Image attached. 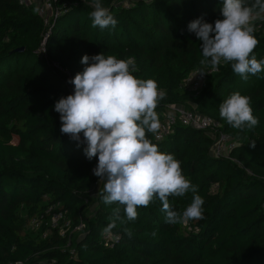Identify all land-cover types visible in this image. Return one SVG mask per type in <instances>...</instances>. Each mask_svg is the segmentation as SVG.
<instances>
[{
  "label": "trees",
  "instance_id": "obj_1",
  "mask_svg": "<svg viewBox=\"0 0 264 264\" xmlns=\"http://www.w3.org/2000/svg\"><path fill=\"white\" fill-rule=\"evenodd\" d=\"M118 1L100 0L118 21L114 29L101 30L89 16L95 0H57L61 13L48 26L35 6L0 0V264H264V72L244 80L232 62L221 61L217 70L201 65L202 42L187 26L200 17L208 23L222 19V0ZM254 26L259 43L253 55L264 60V20ZM101 52L134 58L133 75L157 82L166 93L155 109L159 121L171 105L193 104L236 144L224 158L211 155L215 140L208 131L178 124L161 141L147 133L198 185L203 219L168 224L154 197L147 208H137L135 221L117 222L114 240L103 234L118 205L103 202L105 181L95 198L99 177L92 169L98 158L89 161L87 145L60 132L54 105L70 93L64 74L51 67L57 63L74 77L85 67V54ZM201 69L206 80L194 95L187 79ZM233 92L250 97L255 127L235 129L220 117L219 105ZM192 197L188 192L168 200L182 213ZM55 213L64 214L72 229L83 222L84 230L71 237L51 231ZM35 218L40 227L34 230Z\"/></svg>",
  "mask_w": 264,
  "mask_h": 264
},
{
  "label": "clouds",
  "instance_id": "obj_2",
  "mask_svg": "<svg viewBox=\"0 0 264 264\" xmlns=\"http://www.w3.org/2000/svg\"><path fill=\"white\" fill-rule=\"evenodd\" d=\"M222 19L214 23L203 17L191 21L187 29L202 43L201 65L213 70L221 61L231 63L234 73L247 80L249 74L264 72V60L253 55L259 43L254 35V21L264 19V0H222ZM92 27L101 30L115 28L118 21L100 0H95L89 13ZM82 72L68 80L74 86L72 94L60 97L54 110L60 115V132L73 141L85 143L86 158H98L92 169L105 181L101 194L105 204L116 203L110 222L102 230L111 234L117 222L125 224L138 217L137 208H147L156 197L162 203L165 221L171 225L187 224L204 218V199L194 185L182 174L181 164L173 154L161 153L147 137L160 129L155 109L166 93L158 90L153 79H139L134 58L117 59L103 52L81 58ZM199 75H206L203 69ZM219 115L235 129L243 130L258 124L253 116L250 97L233 92L219 105ZM81 134L83 140H81ZM79 146V144H78ZM255 147V142L250 144ZM193 194L192 202L181 212L174 210L168 197ZM125 206L121 215V207ZM124 231L129 238L132 232Z\"/></svg>",
  "mask_w": 264,
  "mask_h": 264
},
{
  "label": "built area",
  "instance_id": "obj_3",
  "mask_svg": "<svg viewBox=\"0 0 264 264\" xmlns=\"http://www.w3.org/2000/svg\"><path fill=\"white\" fill-rule=\"evenodd\" d=\"M57 2V0H19V4L24 7H33L35 4H38L37 11L39 16L44 20L45 25H49L50 18L52 16L55 17V19L60 15L61 11L60 9H57L54 4ZM50 31L46 34L45 40L42 43V52L45 53V41L47 37L50 35ZM51 67L54 68L57 72H60L64 74V76L67 79V82L69 79L73 78L70 72L63 67H61L57 63H51ZM211 73V71H208ZM205 80V75L201 76L199 75V72L194 71L190 74L189 78L187 79V83L191 86L192 90L199 91L202 87L203 81ZM74 86L70 83H68V91L70 94L73 93ZM182 125L185 127L192 128L194 130H201V131H208L211 134L217 133V135L214 137V146L212 148V151L214 152V155L216 157H224L229 158L230 152L236 147V144L231 141V139L223 134L220 131V124L214 121L213 119L201 116L200 114L190 111L186 109L184 106L181 105H171L168 111L164 114L163 121H160V129L157 133H155V139L158 141L163 140L168 135H170L176 125ZM67 139H70L69 135L64 134ZM81 140H83V135L81 134ZM93 174V172H92ZM93 176H95L93 174ZM100 178L96 181L94 186L97 184ZM50 211V210H49ZM31 227L32 229H39L40 222L38 219H32L31 220ZM73 224L71 221L62 213H55L52 215L51 221H50V229L51 231L53 229H57L60 234L64 237L66 233H77L78 231L85 228V224L83 222L79 223L77 226H75L74 229H72ZM47 236V233L44 234V238ZM106 238H110V240H114L112 235L107 234ZM70 245V241L68 243ZM18 264H21L20 262Z\"/></svg>",
  "mask_w": 264,
  "mask_h": 264
},
{
  "label": "rangeland",
  "instance_id": "obj_4",
  "mask_svg": "<svg viewBox=\"0 0 264 264\" xmlns=\"http://www.w3.org/2000/svg\"><path fill=\"white\" fill-rule=\"evenodd\" d=\"M147 1H151V0H147ZM118 2H120V3H118L119 5H124V4H130L131 3V1L130 0H119ZM35 7H38V4H35L34 5ZM37 9V8H36ZM264 19H258V20H256V21H254L253 23H261L262 21H263ZM206 80V79H205ZM204 82L205 81H203V84H204ZM202 89V88H201ZM191 93L192 94H194V95H197L199 92L198 91H195V90H192V88H191ZM186 109H188V110H190V111H193V112H196V107H195V105H193V104H189V106L187 107V106H184ZM197 113V112H196ZM215 134H217V133H215ZM215 134H212V136L213 137H215L216 135ZM212 137V138H213ZM211 155H214V152L211 150ZM215 156V155H214ZM104 181L102 180V181H98L97 182V184L95 185V186H93V188H92V192L94 193V196H95V198L98 196V192L100 193V189H101V187H100V189H99V186L103 183ZM104 184V183H103ZM102 184V185H103ZM93 208V207H92ZM91 208V209H92ZM90 213V212H89ZM84 229H82V230H80V231H78L79 233L80 232H82Z\"/></svg>",
  "mask_w": 264,
  "mask_h": 264
},
{
  "label": "water",
  "instance_id": "obj_5",
  "mask_svg": "<svg viewBox=\"0 0 264 264\" xmlns=\"http://www.w3.org/2000/svg\"><path fill=\"white\" fill-rule=\"evenodd\" d=\"M24 48L17 49V52H23Z\"/></svg>",
  "mask_w": 264,
  "mask_h": 264
}]
</instances>
